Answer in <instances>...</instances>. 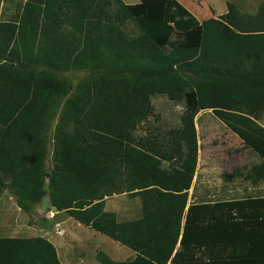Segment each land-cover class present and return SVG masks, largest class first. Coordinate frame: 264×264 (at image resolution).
<instances>
[{
	"label": "trees",
	"instance_id": "obj_1",
	"mask_svg": "<svg viewBox=\"0 0 264 264\" xmlns=\"http://www.w3.org/2000/svg\"><path fill=\"white\" fill-rule=\"evenodd\" d=\"M112 1L97 0L104 23L87 20L88 0H67L79 9L78 34L70 38L59 33L69 19L59 13L63 0H25L17 18L0 20V193L8 186L28 214L48 195L55 210L135 253L116 261L99 250L101 264H264V195L196 201L188 192L201 109H211L261 160L245 177L264 179V127L256 122L264 113V0L254 13L228 1L225 13L205 20L180 0H114L111 13L104 7ZM129 19L140 30L133 37L121 28ZM40 63L128 67L147 78L123 71L74 87L27 70ZM177 68L208 79L189 85ZM155 93L186 105L181 125L161 144L133 136ZM61 100L47 170L45 134ZM124 192L140 197L137 219L120 221L104 209L106 196ZM0 264L67 263L52 242L32 236L0 237Z\"/></svg>",
	"mask_w": 264,
	"mask_h": 264
},
{
	"label": "rangeland",
	"instance_id": "obj_2",
	"mask_svg": "<svg viewBox=\"0 0 264 264\" xmlns=\"http://www.w3.org/2000/svg\"><path fill=\"white\" fill-rule=\"evenodd\" d=\"M86 1V0H85ZM125 3H136L139 0H122ZM133 1V2H132ZM149 1V0H148ZM158 1V0H153ZM192 13L198 14V18L211 13L212 7L217 13L220 9H226V3L228 1L235 4L240 12L254 13L258 7V4L262 0H180ZM25 0H0V20H14L22 11V7ZM67 0H63L62 10L60 14H69L68 20H63L60 25L59 33L67 35L69 38L77 35L73 27V21H75L74 12L79 10L70 5H67ZM90 7L87 9L89 12L96 13V16L87 14V20L91 22L102 20L104 23L107 21L106 16L102 15L98 9L97 0H88ZM118 6V3L112 1V6L104 7L109 12L113 13ZM76 13V12H75ZM104 17V18H103ZM42 24V23H41ZM88 25V24H87ZM41 27V25L39 26ZM124 33L133 37L139 34L140 30L137 23L133 20H127L121 25ZM176 35L173 34L171 40L176 39ZM111 67V66H110ZM27 70L35 71L37 73L44 72L50 73L58 78L67 79L74 87H79L84 82H91L92 79H98L101 76L114 77L121 75L124 71L126 75L133 76L138 75L142 78H147V74L142 70L135 71L132 68L121 67L115 68H102L96 66L86 67H72L69 69H57L52 66H47L42 63L36 65H30ZM250 70V69H249ZM179 76L189 85H194L198 79H208L205 75L196 74L192 71L178 69ZM72 92L64 99L70 97ZM150 103L152 105V113L146 118L141 120L133 131L135 139H149L152 142L165 143L169 138V130L172 128H178L181 125V116L186 109L184 98L176 101L170 100L166 94L155 93L150 96ZM63 100L54 113L50 127H48L45 134V148L47 151V157L45 159V167L50 170L53 166V133L57 122L58 113L62 110ZM264 127V113L260 115V118L256 121ZM194 125L196 129L197 138V164L195 173L191 182V186L188 190L189 195L191 191L201 195L202 192H206L208 196L205 199L220 200L227 197H245L251 196H263L264 195V179H259L256 182L251 181L245 176L251 172L252 167L258 165L261 160L259 157L244 143L241 139L228 128L221 120H219L211 109H201L194 117ZM169 162L164 161L163 167H168ZM233 172L234 176L226 178V173ZM1 175V173H0ZM6 184L8 185V179L5 177ZM227 193V194H226ZM229 194V195H228ZM14 195L8 186L0 193V205L4 204L7 207L9 213H5L1 210L0 213L5 215L4 224L7 227L18 228L21 225L22 234L27 235L24 229L30 226L29 224L37 223L43 217H53L52 221H59L66 215L63 211H55L54 207L50 206L48 195H45L42 200L32 205L29 213L34 215L33 219L31 214L28 217H22L18 215L20 211H12L10 205L15 207ZM119 202L117 205H120ZM128 204V211L130 212L128 217H133L134 211L137 205L133 203L132 199ZM122 209V208H121ZM34 213V214H33ZM22 214V213H20ZM0 215V221L2 218ZM24 216V215H23ZM119 219H121V210L119 211ZM125 218H127L125 216ZM65 219V218H64ZM21 221V224H20ZM52 224V222L50 223ZM61 233L57 236L54 235V240L59 241L57 246V255L61 262L67 264H101L96 254L99 250L104 251L113 260H128L134 257V253L128 256L132 250L120 244L117 241L112 240L106 235L97 232L90 227L77 222L74 218H66L63 224H60ZM52 232V233H53ZM60 235V236H59ZM77 249H81L82 253L78 254ZM122 249V250H121ZM116 253L120 254L116 257ZM113 254V255H112ZM131 254V253H130ZM115 256V257H114Z\"/></svg>",
	"mask_w": 264,
	"mask_h": 264
},
{
	"label": "crops",
	"instance_id": "obj_3",
	"mask_svg": "<svg viewBox=\"0 0 264 264\" xmlns=\"http://www.w3.org/2000/svg\"><path fill=\"white\" fill-rule=\"evenodd\" d=\"M227 11V7L226 9H220L217 13L215 12L214 8L212 7L211 13L205 16H202L200 18H198V14L195 13V15L197 16L198 19L200 20H205L208 19L210 17H218L221 14L225 13ZM192 193V191H191ZM206 192H202L201 195H199L198 193L194 192V196L193 198L196 201H202V200H209V199H205L208 195L205 194ZM227 194V193H226ZM229 195V194H228ZM232 198H236V197H225L223 199L220 200H226V199H232ZM132 199L133 203L137 205L136 210L134 211V215L133 217H128L129 215V209H128V202H130V200ZM14 201H15V207L10 205V208L12 211H20V214L18 212V215L22 216V217H28V213L25 212L24 210L21 209V207H19L16 203L15 197H14ZM119 202L120 205H117ZM1 206V210L5 213H9V210L7 211V207L4 204L0 205ZM122 208V209H121ZM18 209V210H16ZM104 209L106 211H112L116 214V217L118 220L123 221V220H132V219H137L140 216L141 213V201H140V197L139 196H134V197H130L129 195H127V193H119V194H114L111 196H106L105 197V204H104ZM121 210V219L118 218L119 216V211ZM56 213L58 211H55ZM5 213H0V215L5 214ZM34 214V213H33ZM6 215V214H5ZM5 215L1 216L2 221H0V237H32V236H42L46 239H48L50 242H52V244L55 246L56 252H57V246L59 245V241L54 240V235H58L56 233L53 232V230L57 229V228H61L60 224H63L64 221L66 220V218H72L70 216H68L67 214L65 216H63V218H61L59 221H52L53 217H43L41 218V220H39L37 223H33V224H29L30 226H28L27 228L24 229V232H27V235H23L22 234V228L21 225L18 228H13V227H7L4 224L5 221ZM24 215V216H23ZM31 216L33 217L34 215L31 214ZM125 216L127 218H125ZM65 218V219H64ZM34 220H36L37 218H34ZM52 222V224H50ZM21 224V221H20ZM53 228V230H52ZM64 232L65 230L63 228H61ZM53 232V233H52ZM60 236V235H59ZM122 250V249H121ZM131 253V254H130ZM130 253H128L129 255H132L134 253V251L132 250ZM116 257H119L120 254L116 253ZM135 254V253H134ZM113 255V254H112ZM135 256V255H134ZM115 257V256H114Z\"/></svg>",
	"mask_w": 264,
	"mask_h": 264
},
{
	"label": "built area",
	"instance_id": "obj_4",
	"mask_svg": "<svg viewBox=\"0 0 264 264\" xmlns=\"http://www.w3.org/2000/svg\"><path fill=\"white\" fill-rule=\"evenodd\" d=\"M55 232L60 234V233H61V229H60V228H57V229L55 230Z\"/></svg>",
	"mask_w": 264,
	"mask_h": 264
},
{
	"label": "water",
	"instance_id": "obj_5",
	"mask_svg": "<svg viewBox=\"0 0 264 264\" xmlns=\"http://www.w3.org/2000/svg\"><path fill=\"white\" fill-rule=\"evenodd\" d=\"M77 253L81 254L82 253L81 249H77Z\"/></svg>",
	"mask_w": 264,
	"mask_h": 264
}]
</instances>
